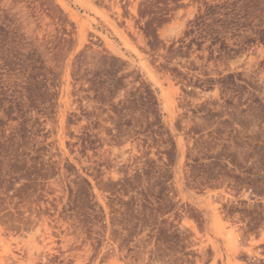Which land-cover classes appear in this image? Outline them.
Masks as SVG:
<instances>
[{
    "label": "rangeland",
    "instance_id": "374dc122",
    "mask_svg": "<svg viewBox=\"0 0 264 264\" xmlns=\"http://www.w3.org/2000/svg\"><path fill=\"white\" fill-rule=\"evenodd\" d=\"M0 264H264V0H0Z\"/></svg>",
    "mask_w": 264,
    "mask_h": 264
}]
</instances>
